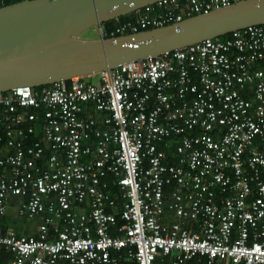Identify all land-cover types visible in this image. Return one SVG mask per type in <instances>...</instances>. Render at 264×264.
<instances>
[{
	"label": "built area",
	"instance_id": "1",
	"mask_svg": "<svg viewBox=\"0 0 264 264\" xmlns=\"http://www.w3.org/2000/svg\"><path fill=\"white\" fill-rule=\"evenodd\" d=\"M238 1L163 0L99 35ZM92 76L0 92V218L9 196L43 216L36 236L0 224L10 264H264V24Z\"/></svg>",
	"mask_w": 264,
	"mask_h": 264
},
{
	"label": "water",
	"instance_id": "2",
	"mask_svg": "<svg viewBox=\"0 0 264 264\" xmlns=\"http://www.w3.org/2000/svg\"><path fill=\"white\" fill-rule=\"evenodd\" d=\"M163 0H21L0 7V92L92 76L264 24V0H241L162 27L83 39L93 27Z\"/></svg>",
	"mask_w": 264,
	"mask_h": 264
},
{
	"label": "crops",
	"instance_id": "3",
	"mask_svg": "<svg viewBox=\"0 0 264 264\" xmlns=\"http://www.w3.org/2000/svg\"><path fill=\"white\" fill-rule=\"evenodd\" d=\"M90 80H96V76H92ZM97 116H98L97 119L99 121L101 118V115H97ZM99 124H100L99 127L102 130L103 129L106 130L109 128L108 126H106L102 122H99ZM162 146L164 148V151L171 148L172 152H173V148H174L173 144L168 143V144L162 145ZM41 163H42V165H45L44 159L41 160ZM105 183L107 184V187L105 188V192L107 194H109L110 196L117 198V200H118L120 197V191H119V188L116 185H114L113 175L108 174L105 177ZM22 201H23V199L21 197L9 196L7 210H6L5 214L1 216L0 224L5 225L7 228L14 229L18 235L36 236L38 233L39 224L42 222L43 216L40 214L39 216L37 215L31 219H26L25 217L19 216L18 215V208H19ZM79 210H84V211L88 210V205H85V204L81 205L79 207ZM162 219L163 220L165 219L167 222H171V221L175 220V217L172 213L164 211ZM192 226H195V225H192ZM58 229H60V226H58ZM0 251H2V250H0ZM6 252H8V251H6ZM8 253L11 254L10 252H8ZM1 254H3V252H0V256H1ZM11 259H12V257L6 259L4 262L6 264H10ZM168 261H169V259H168ZM159 264H160V262H159ZM162 264H166V263H162ZM217 264H228V263L224 261V262H220Z\"/></svg>",
	"mask_w": 264,
	"mask_h": 264
},
{
	"label": "trees",
	"instance_id": "4",
	"mask_svg": "<svg viewBox=\"0 0 264 264\" xmlns=\"http://www.w3.org/2000/svg\"><path fill=\"white\" fill-rule=\"evenodd\" d=\"M18 1H21V0H7L5 5L6 4H11V3H14V2H18ZM143 13H144V10L141 9L139 11L131 12L129 14L120 16V17H118L116 19L106 21L104 24H102V28L107 34H109L112 31H114L118 26L123 24L124 22L130 21V22L135 23ZM148 29H150V28H148ZM225 36H222L220 38H223ZM161 148L164 149L163 146H161ZM165 152L167 153V155L170 156L172 154V149L170 148V149L166 150ZM1 227H2L3 231H5L7 229V227L5 225H3V224H1ZM0 252H3V254H1V256H0V264H6L4 261L6 259H8V258H11L12 254H9L4 249H2V251H0ZM163 258H164L163 259L164 263H168V257H163ZM205 263H206V260H205V258L203 256H196L194 258H191V259L187 260L183 264H205ZM155 264H159V260H157Z\"/></svg>",
	"mask_w": 264,
	"mask_h": 264
},
{
	"label": "rangeland",
	"instance_id": "5",
	"mask_svg": "<svg viewBox=\"0 0 264 264\" xmlns=\"http://www.w3.org/2000/svg\"><path fill=\"white\" fill-rule=\"evenodd\" d=\"M99 27H93L87 31H85L81 36L80 38H83V39H97L99 38ZM85 78L87 80H90L91 79V76H85Z\"/></svg>",
	"mask_w": 264,
	"mask_h": 264
}]
</instances>
